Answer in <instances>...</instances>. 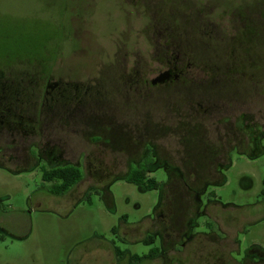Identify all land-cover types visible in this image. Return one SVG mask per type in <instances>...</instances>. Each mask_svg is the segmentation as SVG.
Wrapping results in <instances>:
<instances>
[{
    "label": "rangeland",
    "instance_id": "1",
    "mask_svg": "<svg viewBox=\"0 0 264 264\" xmlns=\"http://www.w3.org/2000/svg\"><path fill=\"white\" fill-rule=\"evenodd\" d=\"M144 1L0 0V20L5 23V33L0 30V56L17 53L24 57L26 43L16 48L15 40L8 37L9 27L20 24L34 36L31 48L48 58L52 57L49 76L61 79L71 87L64 98L65 113L60 133L53 128L50 135V130H45L44 126L40 133L34 132L20 138L19 135L13 138L7 134L0 137V163L8 166H0V202L15 221L14 228L8 232L0 230V264H68V251L82 239L95 233L114 239L111 229L119 225L123 216H126L131 227H141L146 238V233L156 226L154 221L161 204V194L164 201L158 215L159 223L161 230L167 227V202L172 195L170 184L164 183L160 194L158 190H143L123 178L130 170L129 164L139 161L140 154L149 148L145 146L148 143H153L160 153H168L180 163L184 148L179 130L183 126L184 108L176 105L157 113L150 110L157 105L152 101L150 109L144 110L145 113L139 112L146 117L145 122L141 123L130 119L131 116L140 115L137 107L129 104H126L127 108L119 110L113 107L107 110L116 118L112 121V126H115V139L112 141L109 133L107 137L99 136L102 133L92 123V114L87 107L88 101L92 100L91 94L95 96L96 87L104 79L105 70L117 69L125 75L138 73L143 79H151L162 68L164 61L155 50L153 21L156 13L168 19L198 15L202 12L203 2L207 0ZM147 1L149 4H146ZM242 1L255 9L256 18L264 10V0ZM155 2L163 6L158 11L152 8ZM217 2L221 6L218 4L215 8L214 18H218L221 11L226 9H222L225 0H215V4ZM175 10L177 14L173 13ZM263 48L262 44L261 51ZM256 62L264 66V54L257 56ZM194 75L193 79L199 81V76ZM260 78L262 83L255 88L253 116L264 123V75ZM75 88L78 89L77 93ZM77 94L83 102L79 105V112L73 114L67 102L78 100ZM130 96L129 101L138 98L135 93ZM139 107L143 110L146 105ZM124 130L129 134H125ZM153 132L160 136L154 139ZM50 143L51 146L59 145L63 164H80L84 169V180L74 194L87 193L69 214L70 219L64 218L70 210L56 209L41 196L45 190H54L49 182L42 179L43 170L49 168L46 161L41 160L36 166H32V163L27 167L9 161L10 153L16 154L20 160L24 154L29 156L33 145L45 146ZM113 143H116L115 146ZM261 145L263 152L256 150L251 156L233 152L232 166L222 170L226 183L206 185L198 193L201 202L199 208L208 205L223 214L224 231L229 233V240L224 242V258L233 264H249L247 255L251 246L264 248V139H261ZM12 146L16 150L8 149ZM32 153L35 154V149ZM44 158L51 160L50 156ZM149 160L144 158L142 163ZM177 174L178 178L185 176L192 179L187 172ZM148 176L155 177L161 184L167 181V174L161 168L149 171ZM94 186L95 189L89 188ZM106 195L112 199L113 209L105 204ZM39 203L42 209L35 208ZM232 218L239 220L234 228ZM197 222L196 231H205L206 219L199 216ZM232 234L238 244L233 251L228 250L232 246ZM154 246L142 241L128 249L147 255ZM143 264L165 263L150 259Z\"/></svg>",
    "mask_w": 264,
    "mask_h": 264
},
{
    "label": "flooded vegetation",
    "instance_id": "2",
    "mask_svg": "<svg viewBox=\"0 0 264 264\" xmlns=\"http://www.w3.org/2000/svg\"><path fill=\"white\" fill-rule=\"evenodd\" d=\"M225 1L222 9H226L218 18L213 17L219 4H215V0L203 2L202 12L198 15L168 19L156 13L153 21L155 50L164 62L151 79H143L138 73L125 75L117 69L105 70L104 79L96 87L95 96L91 94L92 100L87 106L92 114V123L102 133L99 136L107 137L109 133L112 141L115 139L112 121L116 118L107 113L113 107L119 110L129 104L137 107L139 113L154 101L157 105L149 109L159 113L177 105L184 108L185 114L179 130L184 152L180 163H177L170 154H162L156 145L148 143L145 146L149 148L140 154V160L129 164L130 170L142 165L152 172L161 168L167 174V181H162L157 190L161 194L164 183L171 187L172 195L167 202V227L161 230L159 223L158 215L164 201L161 194V204L154 221L156 226L146 233L152 236L155 245L150 253L143 255L128 249L144 241L145 237L141 227H131L123 216L119 225L111 229L114 239L97 233L82 239L68 251V264H143L150 259L162 260L165 264H233L224 258V242L229 240V233L224 231L223 214L208 205L199 208L198 193L206 185L226 183L222 170L232 166L233 152L243 156H251L256 150L263 152L264 123L255 120L253 113L255 88L262 83L260 77L264 75V66L256 62V57L264 54V48L263 51L260 49L264 45V10L256 18L255 9L242 0ZM161 7L159 2L152 4L156 11ZM4 24L0 20L2 33H5ZM8 37L15 40L16 48L26 43V53L24 57L17 53L0 56V137L7 134L13 138L19 135L20 138L40 133L44 126L45 130H50V135L53 128L60 133L65 113L64 98L71 88L70 84L49 76L52 57L48 58L31 48L34 36L26 27L20 24L9 27ZM193 75L199 76V81L193 79ZM110 86L114 89L111 90ZM75 90L77 93L78 89ZM132 93L138 98L129 101ZM76 98L78 100L67 102L73 114L79 112V105L83 102L79 94ZM145 105L143 110L139 107ZM130 119L143 123L146 117L140 114ZM123 132L129 134L126 130ZM152 135L154 139L160 136L154 132ZM8 149L16 150V147ZM9 155V161L21 167L32 163L36 166L41 160L46 161L48 166L52 163H55L52 166L68 164H63L58 144L33 145L29 156L24 154L20 160L14 153ZM47 156L51 160L44 158ZM144 158L150 160L142 163ZM0 166L8 168L1 163ZM76 166L84 171L80 164ZM182 172L189 173L192 179L185 176L178 178L177 173ZM83 180L64 194L45 190L41 196L56 209L70 210L64 217L70 219L69 214L87 193L74 194ZM49 183L54 189L57 182ZM89 188L95 189V186ZM104 198L105 204L113 209L110 196ZM35 208L42 209L40 203ZM199 216L206 219L205 231H196ZM238 221L232 218L233 228ZM14 225L9 210L3 209L0 202V230L8 232ZM231 241L232 246L228 250L233 251L238 246L233 234ZM248 250L249 264H264L263 247L253 245Z\"/></svg>",
    "mask_w": 264,
    "mask_h": 264
},
{
    "label": "trees",
    "instance_id": "3",
    "mask_svg": "<svg viewBox=\"0 0 264 264\" xmlns=\"http://www.w3.org/2000/svg\"><path fill=\"white\" fill-rule=\"evenodd\" d=\"M146 165L135 166L129 170L124 180L140 186L143 190H157L161 183L155 177L148 176ZM84 178V171L76 165L49 166L43 170L42 179L48 182H57L54 185L56 194H64ZM264 197V189L262 191ZM145 243H152V236L144 239Z\"/></svg>",
    "mask_w": 264,
    "mask_h": 264
}]
</instances>
